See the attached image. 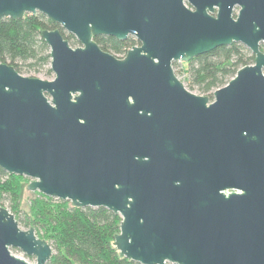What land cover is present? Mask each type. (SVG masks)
<instances>
[{
	"label": "water",
	"instance_id": "water-1",
	"mask_svg": "<svg viewBox=\"0 0 264 264\" xmlns=\"http://www.w3.org/2000/svg\"><path fill=\"white\" fill-rule=\"evenodd\" d=\"M189 1L0 0V19L42 13L82 44L41 31L51 80L0 63V167L119 214L114 243L135 262L264 264V0ZM130 32L141 45L123 59L93 41ZM234 43L255 62L212 100L175 73ZM13 248L36 264L53 254L0 204V264H31Z\"/></svg>",
	"mask_w": 264,
	"mask_h": 264
},
{
	"label": "trees",
	"instance_id": "trees-1",
	"mask_svg": "<svg viewBox=\"0 0 264 264\" xmlns=\"http://www.w3.org/2000/svg\"><path fill=\"white\" fill-rule=\"evenodd\" d=\"M48 29H59L70 44L77 43L73 34L42 13L0 19V63H8L25 76L39 73L52 76L51 48L41 34ZM99 43L108 50L107 43ZM124 46L125 43L116 42L110 48L121 52ZM254 62L251 50L234 43L196 56L184 67L179 62L173 66L178 77L184 76L182 82L189 90L213 99L215 90L227 85L241 67ZM30 181L26 176L8 173L0 167V204H8L20 225L33 227L37 236L53 246L52 258L47 264H141L122 257L115 246V235L120 233L122 223L119 214L102 206L75 207L68 200L40 192L30 200L29 210H24L23 189Z\"/></svg>",
	"mask_w": 264,
	"mask_h": 264
},
{
	"label": "flooded vegetation",
	"instance_id": "flooded-vegetation-1",
	"mask_svg": "<svg viewBox=\"0 0 264 264\" xmlns=\"http://www.w3.org/2000/svg\"><path fill=\"white\" fill-rule=\"evenodd\" d=\"M183 2L189 9H191V10L195 9L194 6L190 5V1L189 0H183ZM238 10H239V8L237 10H235V15L238 13ZM217 11H218V7L215 6V13L214 14H212L211 12L210 13L213 16H215L217 14ZM208 12H209V10H208ZM93 41H95L104 52L106 51V52H108L110 54H113L116 58L118 57L120 59H123V58H125L127 56L128 50L132 49L135 46L139 47L141 45V41H139L138 37L135 34L131 33V32L127 34V37L125 39H120L118 37H114V36H111V35H108V34H104V35H95L93 37ZM99 42L107 43L106 45L108 46V50H106V49L104 50L102 45ZM116 42L125 43V46L123 47L121 52H117V51L115 52L114 49L110 48L111 44L116 43ZM72 46L73 47H81L82 44H80V42L77 40V43L75 45L72 44ZM260 47L264 50V43L263 42H261ZM254 58H255V56H254ZM51 69H52V67H51ZM54 77H55V74L53 72V75H52L51 79H53Z\"/></svg>",
	"mask_w": 264,
	"mask_h": 264
},
{
	"label": "rangeland",
	"instance_id": "rangeland-1",
	"mask_svg": "<svg viewBox=\"0 0 264 264\" xmlns=\"http://www.w3.org/2000/svg\"><path fill=\"white\" fill-rule=\"evenodd\" d=\"M187 62H184V63H181V62H179V65L180 66H182V67H184V66H186L187 64H186ZM32 77H37V78H42V79H46V80H51V78H52V76H50V77H48V76H45L44 74H42V73H39V74H36V75H33ZM180 80L182 81V80H184V76L183 75H181L180 77ZM194 93L196 94H199L197 91L195 92L194 91ZM211 100H212V98H211ZM31 182V181H30ZM30 182H28L26 185H25V187H24V189H23V198H22V208L24 209V210H29V208H30V205H31V202H30V200L35 196V194L38 192V191H30V190H28V184H30ZM69 201V200H68ZM71 202V201H70ZM4 206L7 208V209H9V205L8 204H4ZM10 211V210H9ZM21 227H22V229H28V227L27 226H25V225H21ZM40 238H42V237H40ZM43 239V238H42ZM45 240V239H44ZM48 241V240H47ZM12 253L13 254H15L17 257H19V258H22V259H26L29 263H31V264H36V262H37V259L36 258H34V257H31V256H28L25 252H23V251H21L20 249H18V248H13L12 249Z\"/></svg>",
	"mask_w": 264,
	"mask_h": 264
}]
</instances>
